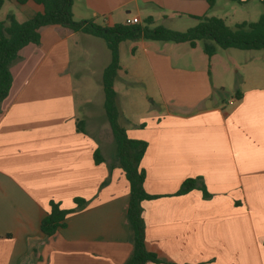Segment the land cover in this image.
<instances>
[{
	"label": "crops",
	"instance_id": "0c3cea01",
	"mask_svg": "<svg viewBox=\"0 0 264 264\" xmlns=\"http://www.w3.org/2000/svg\"><path fill=\"white\" fill-rule=\"evenodd\" d=\"M225 1L245 9L236 24L264 12V0H217L211 9L201 0H71V13L98 26L150 18L154 27L184 32L196 17L236 22ZM5 3L19 23L42 12L32 1ZM39 34V44L21 49L10 66L0 102V264H124L132 252L129 185L116 151H103L112 143L107 127L90 114L81 119L73 96V76L102 78L106 44L60 26ZM125 42L114 83L145 73L161 103L125 129L147 144L143 189L158 196L141 203L145 249L171 264H264V54H251L236 78L228 64L237 73L241 67L219 58L225 85L192 61L196 44L129 41L128 69L120 64ZM218 51L203 54L212 64ZM188 178H201L210 198L199 190L175 195ZM50 202L71 213L47 238L40 222Z\"/></svg>",
	"mask_w": 264,
	"mask_h": 264
},
{
	"label": "trees",
	"instance_id": "16d2710c",
	"mask_svg": "<svg viewBox=\"0 0 264 264\" xmlns=\"http://www.w3.org/2000/svg\"><path fill=\"white\" fill-rule=\"evenodd\" d=\"M9 0H0V9ZM32 1L42 6V12L36 13L24 22H17L13 15H7L0 22V102L8 95L11 87L10 66L19 59V52L29 44L38 45L39 29L46 26H60L73 32H80L103 40L110 53L109 64L102 74L103 108L116 144V159L129 185V203L126 213L127 222L132 233V252L124 264H171L148 252L144 246V224L141 217L143 201L157 199L158 196L147 194L143 189L145 172L140 167V161L146 151L144 141L128 138L126 130L118 123L116 93L114 80L119 70V45L124 41H151L160 43H187L194 47L197 41H204L203 52L211 58L216 48L222 50L236 49L243 51H264V12L253 23L236 24L228 27L225 22L216 17H196L197 24L184 32H176L162 26H152L150 18L142 24H115L98 26L91 21H75L71 13V0H15L18 5ZM192 1V0H190ZM204 1L208 8H213L217 0ZM239 2V0H232ZM239 98L238 94L236 95ZM83 125V122H80ZM79 131L82 129L77 128ZM82 132V131H81ZM95 163H100L101 156L94 153ZM192 190L202 192L203 198L210 195L201 178L184 180L175 195H184ZM74 203L79 207L84 202L78 199ZM49 212L40 222V231L45 237L53 236L64 226V221L71 211L63 210L58 203H49Z\"/></svg>",
	"mask_w": 264,
	"mask_h": 264
},
{
	"label": "rangeland",
	"instance_id": "374dc122",
	"mask_svg": "<svg viewBox=\"0 0 264 264\" xmlns=\"http://www.w3.org/2000/svg\"><path fill=\"white\" fill-rule=\"evenodd\" d=\"M228 6L232 7L231 11H234L235 14L233 15L236 22H231V17H229V20L227 21V24L230 28H234V25L236 23H239L240 21L246 19V13L245 9L242 7H239L236 3L225 1ZM16 13V9L9 3H5L2 8L0 9V21H4L5 17L7 15ZM254 22L257 20H253ZM197 24V22H192V26L188 27H194ZM190 28H184V29H190ZM186 31V30H185ZM99 39V38H98ZM101 41V39H100ZM103 41V40H102ZM104 42V41H103ZM173 44V43H169ZM203 44L204 41H197L196 42V49L195 52L192 53V61L198 65V66H205L207 69L212 68V77L213 81L217 82L219 80L222 81L225 85H228L227 81V75H223V70H221L219 65V58L222 61H227L228 59L226 56H231L233 58L236 65L240 68V71L237 73V70L232 67V65L229 63V76H233V78L238 77V75H243L244 71V65L247 63V58L249 56H254V54H264V51H243V50H236V49H227L222 50L218 47H215L218 51V55H216L213 61V65L211 64V61L208 60V58L203 54ZM129 45V41H126L123 43L120 47L121 52V60L120 64L123 65L126 68L132 69L131 60L129 57V53L126 50L127 46ZM186 50H189V47L187 45H184ZM108 50V49H107ZM108 54V61H110V53L109 50L107 51ZM178 55H181V53L177 52ZM227 54V55H226ZM264 64V59L261 60ZM85 67H83L84 69ZM231 74V75H230ZM149 75L142 73H132L129 72L127 76H124L123 81L117 79L114 83V91L117 93V98L115 97V103L118 109V123L121 127L124 129L133 130L136 125L137 121L146 115L147 110L159 111V104H161L159 92L157 89L151 85H148L150 82H148ZM141 79V80H140ZM101 76L97 75H81V76H73V96L74 101L76 103L77 112L79 113L81 119L84 115H89L91 118L93 117L94 120L92 121L94 124H98L101 122L102 124H105L107 127L108 135L110 136L112 143L109 145H105L103 148V151L107 154H110L111 151H116V144L113 140V137L110 132V127L106 121L105 113L103 109V92H102V84H101ZM143 83V84H142ZM144 84H146L144 86ZM90 101L89 105H85L84 101Z\"/></svg>",
	"mask_w": 264,
	"mask_h": 264
},
{
	"label": "built area",
	"instance_id": "2783aa9c",
	"mask_svg": "<svg viewBox=\"0 0 264 264\" xmlns=\"http://www.w3.org/2000/svg\"><path fill=\"white\" fill-rule=\"evenodd\" d=\"M126 23H127V24H132V21L127 20Z\"/></svg>",
	"mask_w": 264,
	"mask_h": 264
}]
</instances>
